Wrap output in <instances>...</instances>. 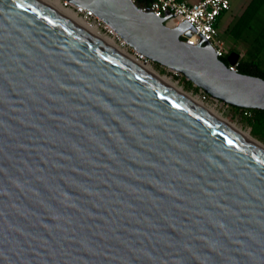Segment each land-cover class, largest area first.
Here are the masks:
<instances>
[{"label": "water", "instance_id": "1", "mask_svg": "<svg viewBox=\"0 0 264 264\" xmlns=\"http://www.w3.org/2000/svg\"><path fill=\"white\" fill-rule=\"evenodd\" d=\"M67 1L211 97L264 110V79L186 43L187 21ZM0 264H264V152L59 6L0 0Z\"/></svg>", "mask_w": 264, "mask_h": 264}, {"label": "built area", "instance_id": "2", "mask_svg": "<svg viewBox=\"0 0 264 264\" xmlns=\"http://www.w3.org/2000/svg\"><path fill=\"white\" fill-rule=\"evenodd\" d=\"M133 1L138 4L140 10L152 12L156 17H162L170 12L171 17L164 21L169 27H175L182 21H187L191 24L193 26L192 35L189 37L181 35V39L186 43L196 45L200 38H203L210 43L217 57H226L230 53L225 40L219 35L217 18L221 14L230 10L232 0H198L195 2H189L187 0ZM60 2L64 7L73 10L85 23L96 28L102 34L111 37L119 49L128 57L132 58L142 66H152L153 61L150 58L137 52L134 48L128 45L108 24L98 18L92 10L73 5L67 0H60ZM227 66L231 70L238 71L237 63L234 65L228 63ZM171 71L175 75L180 74L177 71ZM194 88L197 89L194 96L207 106L225 103L218 98L211 97L201 88L195 86ZM240 111L246 117L251 116V111L248 109L240 108Z\"/></svg>", "mask_w": 264, "mask_h": 264}, {"label": "rangeland", "instance_id": "3", "mask_svg": "<svg viewBox=\"0 0 264 264\" xmlns=\"http://www.w3.org/2000/svg\"><path fill=\"white\" fill-rule=\"evenodd\" d=\"M249 0H232L231 8L227 12L221 14L217 18V27L219 30V35L223 38L227 44L230 45L232 41L229 30L232 25L239 18V13L243 10L244 6L248 5ZM245 9V8H244ZM264 24V0L261 3L259 10L253 16L250 26L246 28V33L253 35L255 37L263 27ZM252 36L250 37V39ZM251 48L249 49V55L244 58V61L254 60L257 61L261 67L264 66V27L262 28L261 38L257 39L256 42H250ZM249 44V45H250ZM230 51L235 50V46L228 47ZM252 58V59H250ZM153 69L156 70L159 74L165 75L166 77L176 81L180 86L183 87L187 92L192 93L193 95L197 92V89L194 88V85L187 80L183 75H175L173 72L160 64L153 62ZM196 87V86H195ZM198 88V87H197ZM215 110H217L221 115L226 117L230 122L234 123L238 127L247 131L253 137L257 138L259 141L264 143V131L260 133H254V127L250 124L247 117H245L240 108L233 107L227 103H218L217 105H211Z\"/></svg>", "mask_w": 264, "mask_h": 264}, {"label": "bare ground", "instance_id": "4", "mask_svg": "<svg viewBox=\"0 0 264 264\" xmlns=\"http://www.w3.org/2000/svg\"><path fill=\"white\" fill-rule=\"evenodd\" d=\"M49 2L59 6L60 8L64 9L69 16L73 19V21L84 31L91 34L93 37L101 41L106 46L117 50L119 52H122L115 41L107 36L102 34L100 31H98L96 28L90 26L89 24L85 23L73 10L66 8L63 6V4L60 2V0H48ZM149 74L154 76L156 79H158L161 83L165 84L166 86L171 87L172 90L177 92L178 94L182 95L183 97L187 98L188 100L192 101L196 105L201 106L207 113L210 115L216 116L218 118L224 119L226 126L234 131L235 133L244 136V139H246L249 143H251L253 146L258 148L259 150L264 152V143L259 141L257 138L253 137L251 134H249L247 131L243 130L242 128L238 127L234 123L230 122L226 117L221 115L217 110H215L211 106H207L203 103H201L194 95H192L190 92H187L183 89L182 86H180L176 81H173L172 79L166 77L165 75L159 74L156 70L153 69L152 66H142Z\"/></svg>", "mask_w": 264, "mask_h": 264}, {"label": "trees", "instance_id": "5", "mask_svg": "<svg viewBox=\"0 0 264 264\" xmlns=\"http://www.w3.org/2000/svg\"><path fill=\"white\" fill-rule=\"evenodd\" d=\"M262 1L263 0H250L248 5L245 7V9L240 14L239 18L236 20V22L232 26L231 31L233 32L235 37H239L240 34L249 26L253 16L259 10ZM221 59L224 62H226V57H222ZM237 70L240 73L259 76L264 79V68H262L257 61L238 60ZM248 110L251 111V116L247 117V119L250 122V124L253 125L254 127L253 132L254 133L263 132L264 131V110H260V109H248Z\"/></svg>", "mask_w": 264, "mask_h": 264}, {"label": "crops", "instance_id": "6", "mask_svg": "<svg viewBox=\"0 0 264 264\" xmlns=\"http://www.w3.org/2000/svg\"><path fill=\"white\" fill-rule=\"evenodd\" d=\"M187 1H189V2H195V1H198V0H187ZM245 7H246V5L244 6V8ZM244 8H243V10H244ZM242 11L239 13L238 16H240V14L242 13ZM250 24H251V22H250ZM250 24H249V26H250ZM263 27H264V24H263ZM262 28L259 29V31H258V33H257V35L255 37H253V35H251V33H249V35H247L246 29L240 34L239 37H235L234 34H233V32L231 31V29H232V27H231V29L229 30V34H230V37H231L232 41L230 42V45L229 46H235L236 47V49L235 50H232V51H235V52H237L239 54V60H244V58L249 55L248 54L249 53V49L251 48L250 42L251 41H252V43L253 42H256L257 39L261 38ZM251 36H252V38L250 39ZM250 59H252V58H250ZM262 68H264V66Z\"/></svg>", "mask_w": 264, "mask_h": 264}]
</instances>
